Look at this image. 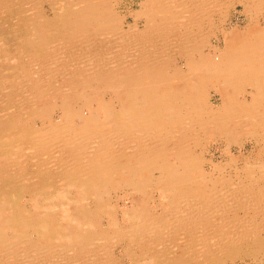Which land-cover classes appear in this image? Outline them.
Wrapping results in <instances>:
<instances>
[{"label": "rangeland", "instance_id": "374dc122", "mask_svg": "<svg viewBox=\"0 0 264 264\" xmlns=\"http://www.w3.org/2000/svg\"><path fill=\"white\" fill-rule=\"evenodd\" d=\"M3 1L4 3H7L9 6L7 7L8 9H6V11L4 10L3 12L0 11V14L2 12V14L0 15V43H1L0 48L2 49L0 51V57L1 56L3 57V59L2 57L0 58L1 59L0 60L1 62L0 63V82H1L0 83V90H1L0 91L1 93L0 94V149H2V151L0 150V158H1L0 166L4 162H6V159L8 161L10 160L11 163H9L8 170L10 174L13 175L14 182L12 181L13 178L11 179L5 178L1 180V182L3 181L4 182L0 184V195H1L0 198H2L0 199V203H1L0 205V229H1L0 240H2L0 242V264H45L46 262L45 260H43L44 263L42 262V258H44V256H43V252L41 251L43 250L45 251L44 255L48 256V259H49L48 264L50 262H52V264H56V262H58L61 257L62 259L65 260V257H67L66 256L67 254H68L67 260L71 259L72 261H74V259L77 258L78 260L76 263H80V264H88V262H90L89 264H91V262H93L92 264L94 263L95 264H107V263L108 264H145V263L150 264V262H152L151 264H157L160 260L161 261L158 264H171V263L172 264H181V263L183 264V262L186 264H264V251H263V248H264V224H263L264 223V178L263 176L264 175H261V173L262 174L264 173L260 172L264 170V145H263L264 141L263 142L261 141L262 134L259 133L260 131H258L257 134L256 133L252 134L251 132H253V130L247 124L248 121L245 120V117L238 116V118L241 121L233 122L231 125L232 129L235 126L234 127L235 130L233 129L234 132H232V129H230L231 130L230 133H217V134L210 133L206 135L205 134L201 135L202 140L199 143L195 144L196 146L192 148L193 158L195 159V162H197V165H196L197 171L191 173V180H193V182L189 183V187H188V184L183 185V187L185 186L184 188L181 187L182 185H178L177 189H178V192L179 193L182 192L180 194H183V195H186V193L190 194L192 192L193 194H199L198 195L199 199L204 200L205 205H207V207L209 208V210H207L205 213L204 212H189L185 208H183V210L185 211L184 214H183L184 211H182V213L181 211L178 212L179 214L177 213V215H175V213L173 212H170L167 202L165 201L170 198L169 196L170 191H163L160 188L157 189L155 182L150 183L142 192L131 191L123 184L114 185L115 183L114 182L113 185L110 184L112 186H110L108 190H105L102 192L103 196L101 197L102 198L101 202H98L96 198H94L95 196L90 191L86 192V194L88 193L86 196L84 197L81 196V193H79L76 190V188H69V187H64V186L68 178L73 181L72 183L74 184L77 183V181H75L77 177L75 176L73 177L72 175H70V172H72V169L71 168L69 169L71 162L84 159L86 155H89V153L87 154V152H91L92 149L90 147L94 145L96 146V144L99 143L98 139H93L95 137L92 134H90L91 132L104 131L103 136H106L107 139L108 137L111 139V142L109 143L111 145V148L118 146L120 144L119 146L120 147L122 146L125 152L129 150H133L132 145L136 144V142L133 143V142H130V140L129 141L126 140L127 135L125 134V132H123V127L121 126L113 127L112 125H109L108 123H106V124H101L102 126L100 125V127L99 128L97 127L96 129H94L93 127L85 128L83 126V123L80 121L82 119L78 117L67 119L65 115L66 110L67 111L70 110L72 112H76V111L80 112L82 114V118L87 117L89 114L93 112L97 113L98 106L95 100L96 99L95 92L98 90V88L101 92L100 96L103 98L105 102L111 105L113 111L118 112L120 110L119 109L120 105L118 103V100L114 98L112 89L109 88L107 84L103 85V84L92 82L89 86L87 85L86 87V85H84L80 80L81 77L83 76L87 77V75H89L93 71L98 74L99 72H96L98 71V68H99V71H102V69L99 67L100 64L98 63L100 60L106 57L105 56L106 55L105 54L106 45L104 44L100 45L99 43H97V41L94 42L96 40L95 39L93 41L94 43L92 42L91 46L88 48L89 55L91 56L93 54L92 57H90L91 59L94 58L92 59L93 62L90 60H85V61L83 60V62L81 61V63L79 64L76 57L79 58L81 54V58H82L83 55L80 50L78 39H71L67 36L68 29L64 24V23H67L68 21L67 18H69V15H73L74 13L77 12L78 0H21L22 3L24 1L25 5L29 4L27 3L29 1H32L33 3L36 2L37 5H39L38 8H40V10H37L38 9L37 7L36 9L28 10L26 6L24 7V5H18V0H0L1 3ZM50 1H52V4ZM141 1L142 0H118L119 6L117 7V10H119V14L122 16V18L124 17V22H126L127 24L134 23V16H131V15L133 13H136L135 11L139 9V2ZM238 1L237 0H220L218 2L210 3L211 6L210 5L207 6L208 8L207 10L210 11V13L207 15L208 16L207 18L205 17L206 20L203 23V27L205 28L202 30L203 34L205 35L204 36V40L206 42L205 44L208 45V47L205 49V52L208 51L210 46L215 49L221 48V47L223 48L227 39L231 38L236 33H242L243 31H248L254 26L255 21L260 20V23H264V11H263L264 7H253L252 9L251 8L248 9L249 11L246 12L244 9V6L240 4ZM54 2L56 4H54ZM219 5H222V6L219 7ZM193 8L194 7L192 8L190 7L191 14L190 16L186 17V19L188 20L187 23H189L190 21L192 22L193 20L196 22L200 21L199 23H201V20H203L204 15L202 13L197 12L196 8L194 9ZM38 12H40L41 14L43 13L42 14L43 19L46 20V24L43 29L44 25L40 24L41 18L37 19V23L39 24L37 26L38 27L37 29L39 30V32H41V30L42 31L44 30L43 35H46L45 36L46 37L45 40L47 41L46 45L41 43L39 39V35L36 33L37 31L34 32L32 29V26L30 25L29 27L28 25V21H30L29 19H31V16L35 17L38 14ZM252 19H254L255 21H253ZM50 43L51 45H49ZM2 44H4V46H2ZM49 46L50 47L52 46V47L50 48ZM14 47L16 48L15 51H14L15 49ZM19 47H21V50H17L19 49ZM59 49H61L60 52H58ZM63 49L65 52H62ZM6 51L9 53H7ZM20 51H21V54H20ZM196 55H199V53ZM4 56L6 57V59H4ZM64 56H67V57H64ZM170 56L171 58L173 57L172 54H170ZM9 57H12V58H9ZM54 57H55V60H54ZM9 59L12 61H10ZM2 60L4 61L5 64L2 62ZM39 60L41 61V63ZM9 61L10 63H8ZM15 61L16 62L19 61V62L16 63ZM94 63H97V64L94 65ZM50 64L52 65L50 66ZM79 65H81L82 67H80ZM13 66H15L16 68ZM92 66L94 70L91 69ZM34 71L37 73H35ZM30 72L32 73V75ZM22 75H25V76H23L22 78ZM99 77H101V75H99ZM101 81H102L101 79H98V82H101ZM25 82H28V83L31 82L30 84L32 86ZM34 87L35 88L37 87L36 88L37 90L34 89ZM83 89H86V90H83ZM87 91L89 92L87 93ZM213 91L214 90L212 88L203 89L202 96H203V103L205 107H209V106L211 108L218 107L219 103H218L217 97L213 96L214 94ZM233 98L239 104H243L245 100V91L238 92L237 95L234 96ZM247 107L249 108V106ZM248 111H251V110H248ZM119 116L120 115L116 113V120L119 119ZM159 120L160 119L156 117L153 122L159 123ZM103 121H104V118L101 117V123ZM180 122H184V120H181ZM180 122L169 123L167 124V127L170 130L172 129V130L177 131L179 130L178 125ZM185 122H187V120ZM138 125L143 127L144 125L143 121L141 120ZM250 129H251V132H249ZM54 130L56 131L55 133H53ZM259 134L261 136H259ZM251 135H253V137ZM257 136L259 140L257 139ZM45 137H53V138L51 139L52 142L48 141L50 143L46 145V148H43L45 146H42L39 140H42ZM56 138H59L58 142L56 141ZM62 140L63 142H61ZM85 146L89 149H87ZM126 149H129V150H126ZM64 154L65 155L67 154V156H65ZM77 156L78 158H76ZM165 157L168 158L166 160L169 161L170 163H176V159L172 155L169 154L168 156H165ZM123 158L116 159L115 161L116 164L112 166L114 167V171L117 169V167L120 168V163L125 162V159ZM74 159H77V160H74ZM60 161L65 162L64 163L65 166L61 167L62 169L60 168V166L56 165L57 162H60ZM12 162L14 163L16 162V163L12 165ZM39 163H44L43 165H45L43 166V172H41V170L37 166ZM246 164H249V165H246ZM57 168L59 169V173H58ZM196 168L194 166V169ZM108 170L112 172L113 168H109ZM250 172L251 174H249ZM157 174L158 173L155 172V177H157ZM245 174L249 178L246 179V176H244ZM259 174L262 177H260L259 180H257L258 179L257 176H260ZM120 175L121 173L118 174L115 171V173H113L111 176H112V179H115V181L117 182L118 180L117 177H119ZM64 176L65 178H63ZM253 178H257L256 179L257 181L254 184H253V181H254ZM210 179H213V181L210 182L209 181ZM250 181L252 182V184ZM242 183L246 185H243ZM232 184L234 185L236 184V185L234 186ZM231 185L233 186V188ZM190 186L192 187L190 188ZM221 187L222 188L224 187L223 188L224 190ZM186 188L188 189L186 190ZM4 189L6 190V192L4 191ZM236 193L238 194L236 195ZM213 196L215 197L212 198ZM136 197L143 198L144 206H145L144 208L150 212V214L153 216V218H155V220L158 219V222H159L158 224L162 223L163 226H161L160 228H156L155 231L154 230L147 231L146 234L149 237L143 233H140L139 235L137 233L136 235L139 236L140 240L136 236L134 238V242L136 243L134 244L132 243L133 244L131 246L132 248L130 247L131 244L126 245L127 246L126 248H124L125 245H121V244L118 245V243L115 246L114 245L115 242L113 243V241L117 240L115 239V237L117 238L118 234L116 236L114 235L116 233L114 228L116 227L117 229L119 227L118 229H121L129 225L132 219L131 217L132 213L134 212V209L136 206L135 204L132 203V199L137 200ZM216 198H219V199H216ZM9 201L10 202L12 201L11 202L12 204L8 203ZM160 201H162L163 203ZM210 201L212 204L209 203ZM216 202L217 204H215ZM233 202L235 204H233ZM7 203L8 205H6ZM255 205L258 207H256ZM21 206L23 207V209ZM212 206L214 208H212ZM219 207H220V210H219ZM20 209H22L23 211L22 210L19 211ZM82 212L84 216L88 217V219L83 218L84 216ZM187 214L191 216H188ZM244 214H245L244 217L247 220L243 217ZM23 215L25 216L26 219L24 218ZM72 216L75 219L76 217L77 218L82 217L83 219L80 218L82 222L76 223L75 219ZM157 217H159L160 219ZM217 218L219 219V221L217 220ZM16 219L18 221L14 222L16 221ZM163 219L167 221L163 222ZM184 220L185 221L187 220V221L185 222ZM92 221H93V224H92ZM67 222L70 224H68ZM8 223H10V225H7ZM65 223L67 226H65ZM81 224L82 225L84 224V225L81 226ZM10 226H13V227H10ZM100 226H101V229H99ZM91 228L98 229L102 233V234L100 233L101 236L100 235L92 236L93 238L95 237L93 240V238L89 237L91 234L88 233L86 235L87 238L84 239L85 236H83V232H85L86 230L90 231L92 230ZM50 229L53 233L50 232ZM77 229L81 231L79 230L77 231ZM225 230H226V233H225ZM72 231L73 233L74 232H77V233H75L76 238H75V241L73 242L74 245L71 246V243L69 241H66L67 240L66 233L72 232ZM17 234H21V235L23 234L24 236L23 235L20 236ZM109 234L114 235L113 237L114 240H111L113 238L112 236H108ZM106 235L108 237H111V239L110 238L106 239L107 237ZM142 235H145L146 238ZM104 239L106 240L107 243L110 240L109 244H107L106 242H104L105 244L101 243V241L102 242L105 241ZM211 239L212 241L213 240L214 241L212 242ZM230 239H232L234 243ZM97 240L98 242H96ZM111 241L113 243V244L111 243L112 247L113 245L115 246L113 247L114 250L111 246H109L111 245L110 244ZM147 241L150 242L148 245L146 243ZM83 242L84 244L82 245L81 243ZM63 243L67 244V246H65V244ZM93 243L95 247L93 246ZM211 243H213L214 245ZM248 243H250V245ZM80 245H82L85 250H88V252H82L81 249H83V247ZM135 245L136 247H134ZM259 245L261 247H259ZM105 246L108 248L105 249ZM212 246H215V247H212ZM240 246L241 247L243 246V247L241 248ZM90 247L92 249H90ZM96 247L98 248L97 251H96L97 249ZM202 247H204V249ZM234 247L236 249H234ZM214 248L218 249L220 253L216 251V249ZM261 248L263 252L261 251ZM102 249L103 250L105 249V251H103ZM209 249L213 250L214 252ZM223 249H225L226 251H224ZM127 250H129V252H127ZM249 250L251 252H249ZM36 251L41 252L40 253L41 257H37L36 261H32V257ZM98 251H100L101 253ZM176 251H179V252L177 253ZM223 251L224 253H222ZM77 253H78V256H77ZM94 253L97 255L94 256ZM170 253H172L173 255ZM198 253L200 257L202 256L201 258L198 255H196ZM211 253H212V256H211ZM233 253H235L236 255L237 253H239L237 255V257L239 258H236V255H233ZM101 254L103 257L101 256ZM143 254L148 255V256H145ZM151 254H152V257H150ZM205 255H208V256H205ZM250 255L252 256V258L250 257ZM91 256H94V257H91ZM174 256L175 258H173ZM222 256H225V257L223 258ZM140 257L143 258V261L141 260ZM256 257L257 258L259 257V258L257 259ZM153 258L154 259L157 258V259L154 260ZM192 258L193 259L196 258V259L193 260ZM176 262H179V263H176ZM68 263L69 262L67 261V263L65 264H68ZM57 264H60V262H58Z\"/></svg>", "mask_w": 264, "mask_h": 264}, {"label": "bare ground", "instance_id": "6f19581e", "mask_svg": "<svg viewBox=\"0 0 264 264\" xmlns=\"http://www.w3.org/2000/svg\"><path fill=\"white\" fill-rule=\"evenodd\" d=\"M218 1H220V0H142L141 2H139V9L137 11H135L136 13H133L131 15V16H134V23L133 24H127L126 22H124V17L122 18V16L119 14V10H117V7L119 6L118 0H78V2L76 1L77 5H78L77 12L74 13L73 15H69V18H67L68 19L67 23H64V24L68 29L67 36L71 39H78L80 50H81L82 55H83L82 58H81V54H80L79 58L76 57L79 64L81 63V61L83 62V60L84 61L85 60L92 61V59H94V58H92V59L90 58V57H92L93 54L91 56L89 55L88 48L91 46V43L95 39L96 40L94 42L97 41V43H99L100 45L101 44L106 45V50H105V52H106L105 56L106 57H104L98 63V64H100L99 67L102 69V71H99V68L96 66L98 68V71H96V72H99L100 74L99 73L97 74L93 71L94 73L93 72L90 73L89 75H87V77H84V76L81 77L80 76L81 77L80 80L84 85H86V87H87V85L89 86L92 82L98 83V84H103V85L107 84V86L112 89V93H113L114 98H116V100H118V103L120 105V108H119L120 110L118 112L113 111L111 105L109 103L105 102L103 100V98L100 96L101 92L98 88V90L96 89L97 91L96 92L94 91V92H95V96H96L95 100L97 102L99 113L93 112V113L89 114L87 117L82 118V114L80 112H77V111L72 112L68 109L69 111L66 110L65 115H66L67 119L73 118V117H78V118L82 119L80 121L83 123V126L85 128L86 127L87 128L93 127L94 129H96L97 127L99 128L101 124H106V123H108L109 125H112L113 127L121 126V127H123V132H125V134L127 135L126 140H128V141L130 140V142H133V143L136 142V144L132 145L133 150L126 149L129 151L125 152L124 148L122 146L121 147L119 146L120 144L118 146L111 148V145L109 144L111 142V139L109 137L107 139L106 136H103L104 131H101V132L93 131V132H91L90 134H92L95 137L93 139H98L99 143H97L96 146L94 145V146L90 147L92 150H91V152H87V154L89 153V155H86L84 157V159H81V160L74 159L77 161L71 162L69 169L71 168L72 172H70V175H72L73 177L74 176L77 177L75 180V181H77V183H75V184L72 183L73 181L68 178L64 187L76 188V190L79 193H81V196H83V197L88 194V193L86 194V192L90 191L95 196L94 198H96V200L98 202H101L102 201L101 197L103 196L102 192L105 190H108L109 187L112 186L114 182H115L114 185L123 184L129 190L135 191V192H142L150 183L155 182L157 189L160 188L163 191H170V195H169L170 198L168 200H165V201L167 202V205L170 209V212L175 213V215H177V213L180 211L182 213V211H184L183 208L187 209V211H189V212H204L205 213L207 210H209L207 205H205L204 200L199 199V196H198L199 194H193V192L190 194H187L185 192L186 195H183V194H180L182 192L179 193L178 189H177L178 185H182L181 187H183V185L188 184V187H189V183L193 182V180H191V173L197 171V168H196L197 162H195V159L193 158V154H192L193 149L192 148L194 146H196L195 144L199 143L202 140L201 135H204V134L206 135V134H210V133H212V134L230 133V131H231L230 129H232L231 128L232 123L241 121L238 118V116H244L245 120L248 121L247 124L252 128L254 133L251 132V129H250V131L249 130L248 131L251 132L252 134H255V133L257 134V132L260 131L259 133H261L262 136L260 134H259V136H261V138H262L261 141L262 142L264 141L263 140L264 139V26H263L264 23H260V20L255 21L254 19H252L253 21H255V23L251 29H249L248 31H243L242 33L234 34L231 38L227 39L223 48L221 47V48L215 49V48H212L210 46L211 48L209 47L208 51L205 52V49L208 47V45L205 44L206 43L204 40L205 35L203 34L202 30L205 28V27H203V23L206 20L205 17L207 18L208 17L207 15L210 13V11L207 10L208 9L207 6H209L210 3H212V2H218ZM50 2L52 4V1H50ZM238 2L244 6V9L246 12L249 11L248 9H250V8L252 9L253 7H264V0H239ZM27 3H29V4L25 5L24 1L22 3L21 0H18V5H24V7L26 6V8L28 10H31V9L33 10V9H36V7L37 8L39 7V5H37L36 2L33 3L32 1H29ZM54 4H56V3L54 2ZM222 5H219V7ZM8 6L9 5L7 3H4V1L2 3L0 2V8H1L0 11H2V12H3V10L6 11V9H8L7 8ZM190 7L196 8L197 12L202 13L204 15L203 16L204 18L202 17L203 20H201V23H199L200 21L196 22L194 20L192 22L190 21L189 23H187L188 20L186 19V17L190 16V14H191L190 13L191 12ZM37 10H40V8H38ZM59 11H61V10H59ZM2 12H1V14H2ZM42 14L40 12H38V14L36 16L34 14L35 17L31 16V19H29L30 21H28V25H29V27H30V25L32 26V29L34 32L37 31L36 33L39 35V39H40L41 43L46 45V42H47L45 40L46 35H43L44 30L43 31L41 30V32H39V30L37 29L38 28L37 26L39 25L37 23L38 18H41V23L40 22L39 23L44 25V26L42 25L43 29L45 27L46 20L43 19ZM53 16H55V15H53ZM252 31H253V33H252ZM53 32H54V30H53ZM21 33H22V31H21ZM52 44H53V42H52ZM35 45H37V44H35ZM49 45H51V43ZM61 45H62V43H61ZM2 46H4V44H2ZM1 50L2 49L0 48V51ZM15 50H16V48L14 49V51ZM17 50H21V47H19V49H17ZM60 50L61 49H59L58 52H60ZM62 52H65L64 49ZM72 52H73V50H72ZM7 53H9V52H7ZM198 53H199V55H196ZM20 54H21V51H20ZM170 54L173 55L172 58H171ZM22 55H23V53H22ZM56 55H57V53H56ZM12 57H9V58H12ZM48 57H50V56H48ZM57 57H58V55H57ZM64 57H67V56H64ZM2 59H3V57H2ZM4 59H6L5 56H4ZM13 60H15V59H13ZM54 60H55V57H54ZM10 61H12V60H10ZM10 61L8 63H10ZM2 62L4 63L3 60H2ZM17 62H19V61H17ZM40 63H41V61H40ZM13 64H14V62H13ZM95 64H97V63H94V65ZM51 65L52 64H50V66ZM15 66H16V64H15ZM15 66H13V67H15ZM79 66L82 67L81 65H79ZM93 66L91 69L94 70ZM18 67H17V69H18ZM89 67H91V66H89ZM77 68H79V67H77ZM67 69H69V68H67ZM80 69H82V68H80ZM31 71H32V69H31ZM27 72H29V71H27ZM35 73H37V72H35ZM74 73H76V72H74ZM31 75H32V73H31ZM99 75H101V77H99ZM23 76H25V75H22V78H23ZM35 76H37V75H35ZM17 77H18V75H17ZM98 79H101L102 81L98 82ZM28 82H25V83H28ZM30 83H28V84H30ZM21 85H22V83H21ZM36 88L34 87V89H36ZM204 88H212L214 90L213 96L217 97V100L219 103L217 108H213V107L211 108L210 106L209 107L204 106L203 96H202L203 95L202 92H203ZM83 90H86V89H83ZM80 91H82V90H80ZM242 91H245V100H244L243 104H239L233 97L236 96L238 92H242ZM88 92L89 91H87V93ZM33 93H34V91H33ZM31 95H32V93H31ZM71 100H70V102H71ZM28 105H30V104H28ZM116 106H117V104H116ZM247 106H249V108ZM248 110H251V111H248ZM116 113L118 115H120L118 120H116ZM45 114H46V112H45ZM101 117L104 118V121L102 123H101ZM156 117L158 119H160L159 123L153 122ZM140 119L144 123L143 127L138 125L139 122L141 121ZM181 120H184V122H180ZM186 120H187V122H185ZM176 122H180L178 125L179 130H177V131L172 130V129L170 130L167 127V124L176 123ZM62 123H63V121H62ZM249 126H248V128H249ZM234 127H233V129H234ZM233 129H232V132H234V130H235V129L234 130ZM55 132L56 131L54 130L53 133H55ZM68 134H70V133H68ZM62 135H64V134H62ZM227 135H229V134H227ZM251 136L253 137V135H251ZM53 137H45L42 140H39L40 143L42 144V146H45L43 148H46V145H48V143H50L48 141H51V139ZM257 139L259 140L258 136H257ZM56 141L58 142L59 138H56ZM261 141H259V142H261ZM61 142H63V140ZM256 142H258V141H256ZM112 143H114V142H112ZM54 145H56V144H54ZM60 147H62V146H60ZM127 148H129V147H127ZM87 149H89V148H87ZM0 150L2 151V149H0ZM169 154L172 155L176 159V163H170L169 161L166 160L168 158H166L165 156H168ZM65 156H67V154ZM7 157H9V156H7ZM76 158H78V156ZM121 158L125 159V162L120 163V168L117 167V169L115 170L116 173H118V174L121 173V175L119 177H117L118 180L116 182L115 179H112V176H111L113 173H115L114 167H112V166H114L116 164V162H115L116 159H121ZM195 158H196V156H195ZM61 161L57 162V164H56V165L60 166V168L62 166H65L64 165L65 162H61ZM9 163H11L10 160L8 161L6 159V162L1 164V166H0V184L4 182V181L1 182V180L5 179V178H10V179L13 178L12 181L14 182V177L12 174H10V172L8 170ZM15 163L12 162V165ZM43 164L44 163H39L37 165L39 167V169L41 170V172H43V166H45ZM66 165H68V164H66ZM246 165H249V164H246ZM194 166L196 169H194ZM254 166H255V164H254ZM109 168H113L112 172L110 170H108ZM63 170H61V171H63ZM155 172L159 174V175L157 174V177H155ZM244 172H245V170H244ZM260 172L264 173V170H262ZM58 173H59V169H58ZM36 174H37V172H36ZM246 174L244 176H246ZM249 174H251V172ZM261 175H264V174L261 173ZM261 175L257 176L258 179L253 178L254 179L253 184L257 180H259L260 177H262ZM251 177H253V176H251ZM63 178H65V176ZM247 178H249V177L246 176V179ZM263 178H264V176H263ZM26 179H27V177H26ZM200 180H201V178H200ZM209 181L212 182L213 179H210ZM250 182H249V184H250ZM110 184H112V185H110ZM251 184H252V182H251ZM199 185H200V183H199ZM232 185H234V184H232ZM238 185H239V183H238ZM243 185H246V184H243ZM41 186H42V184H41ZM46 186H48V185H46ZM228 186H230V185H228ZM191 187L192 186H190V188ZM202 188H203V186H202ZM232 188H233V186H232ZM187 189L188 188H186V190ZM228 189H229V187H228ZM4 191L6 192L5 189H4ZM46 191H48V190H46ZM67 191H68V189H67ZM219 192H221V191H219ZM131 193H133V192H131ZM237 194L238 193H236V195ZM216 195H218V194H216ZM214 197L215 196H213L212 198H214ZM92 198H90V199H92ZM219 198H216V199H219ZM228 198H229V196H228ZM0 199H2V198H0ZM243 199H245V198H243ZM233 201H235V200H233ZM11 202L9 201L8 203H11ZM81 202H82V200H81ZM160 202H162V201H160ZM8 203L6 205H8ZM132 203L135 204L136 206L134 205L135 209H134V212L132 213L131 221L129 220L130 221L129 225L127 226L125 224L127 227H123L121 229H118L119 227L117 229H116V227L114 228L116 231V233L114 235L116 236L118 234L117 235L118 237L117 238L115 237V239H117V240L113 241V243L115 242V244H114L115 246L118 243V245H120V244L125 245L124 248H126L127 247L126 245H128V244L129 245L131 244L130 245V247H131L134 243H136V242H134V238L137 236V238L139 239L138 235L140 233L147 235L146 234L147 231H149V230L155 231L156 228H160L161 226H163L162 223L158 224L159 223L158 219L155 220V218H153V216L150 214V212L144 208L145 206H144L143 198L139 197V198H137V200L132 199ZM209 203L212 204L211 201ZM215 204H217V202ZM233 204H235V203L233 202ZM0 205H1V203H0ZM256 207H258V206H256ZM212 208H214V207L212 206ZM22 209H23V207H22ZM22 209H20L19 211H21ZM217 210H216V212H217ZM219 210H220V207H219ZM16 211H18V210H16ZM64 212H66V211H64ZM74 212H75V210H74ZM184 213H185V211L183 212V214ZM82 214H83V212H82ZM229 214H230V212H229ZM197 215H198V213H197ZM83 216H84V214H83ZM188 216H191V215H188ZM193 216H195V215H193ZM244 216H245V214L243 215V217ZM209 217H207V218H209ZM24 218H25V216H24ZM80 218H82V217H79V218L76 217V219L74 218L75 222L76 223L82 222V220H80ZM83 218L88 219L87 216H84ZM157 218H159V217H157ZM212 218H214V217H212ZM11 219H12V217H11ZM64 219H65V217H64ZM255 219H257V218H255ZM66 220H68V219H66ZM189 220H191V219H189ZM217 220L219 221L218 218H217ZM17 221L18 220L16 219V221H14V222H17ZM165 221H167V220L163 219V222H165ZM173 222H174V220H173ZM175 222H177V221H175ZM240 222H242V221H240ZM12 223H11V225H12ZM68 224H70V223H68ZM92 224H93V221H92ZM171 224H173V223H171ZM234 224H236V223H234ZM7 225H10V223H8ZM83 225L81 224V226H83ZM86 225H87V223H86ZM65 226H67L66 223H65ZM10 227H13V226H10ZM89 227H90V225H89ZM91 227H92V225H91ZM113 227H111V228H113ZM214 228H216V227H214ZM222 228H223V226H222ZM79 229H77V231ZM83 229H84V227H83ZM99 229H101V226ZM104 230H106V229H104ZM24 231H26V230H24ZM74 231H76V230H74ZM79 231H81V230H79ZM0 232H1V229H0ZM50 232H52L51 229H50ZM75 233H77V232L73 233V231H72V232L66 233V239H67L66 241H69L71 243V246L74 245L73 242L75 241V238H76ZM88 233L91 234L89 237L93 238L92 236L100 235L101 232L96 228H93L90 231L86 230L85 232H83V236H85L84 239L87 238L86 235ZM137 233H138V235H136ZM225 233H226V230H225ZM228 233H229V231H228ZM151 234H153V233H151ZM240 234H241V232H240ZM256 234H258V233H256ZM17 235L22 236L23 234L22 235L17 234ZM114 235L109 234L108 236H112V238H113ZM145 235H142V236L145 237ZM108 236L106 237V239L107 238L111 239V237H108ZM142 236H140V237H142ZM151 236H153V235H151ZM94 238H93V240H94ZM182 239H184V238H182ZM111 240H114V238ZM135 240H137V239H135ZM230 240L232 241V239H230ZM1 241L2 240H0V242ZM109 241L107 243L105 240L103 242L101 241V243L106 242L107 244H109ZM211 241H212V239H211ZM96 242H98V240ZM111 243H112V241L110 242V244ZM123 243H125V244H123ZM146 243L148 245L150 242L147 241ZM179 243H181V242H179ZM227 243H228V241H227ZM63 244H65V243H63ZM81 244L83 245L84 242ZM85 244H86V242H85ZM112 244L109 246L112 247ZM211 244H213V243H211ZM248 244L250 245V243H248ZM44 245H46V244H44ZM82 245H80V246H82ZM114 245H113V247H115ZM202 245H204V244H202ZM4 246H6V245H4ZM65 246H67V244H65ZM76 246H75V248H76ZM91 246H92V244H91ZM93 246H94V243H93ZM102 246H104V245H102ZM33 247H35V246H33ZM134 247H136V245ZM212 247H215V246H212ZM259 247H261V246L259 245ZM106 248H108V247L105 246V249ZM202 248L204 249V247H202ZM209 248H211V247H209ZM90 249H92V248L90 247ZM105 249L104 250L102 249V250L105 251ZM120 249H121V247H120ZM214 249H216V248H214ZM234 249H236V248L234 247ZM67 250H68V248H67ZM97 250H98V248L96 249V251ZM100 250H101V248H100ZM113 250H114V248H113ZM129 250H127V252H129ZM209 250H211V249H209ZM223 250L226 251L225 249H223ZM81 251L82 252H88V250H85L84 247H83V249H81ZM211 251H213V250H211ZM216 251H218V249H216ZM224 251L222 253H224ZM261 251H262V248H261ZM263 251H264V248H263ZM41 252H43V256H44V258H42V262L44 263L43 260H45L46 261L45 264L46 263L48 264V261H49L48 256L44 255V253H45L44 250ZM41 252L36 251L32 257V261H36L37 257H41L40 256ZM98 252H100V251H98ZM176 252L178 253L179 251H176ZM249 252H251V251L249 250ZM181 253H182V251H181ZM212 253H211V256H212ZM258 253H260V252H258ZM170 254H172V253H170ZM238 254L239 253H237V255ZM96 255L97 254L94 253V256H96ZM103 255H104V253H103ZM143 255H145V254H143ZM168 255H167V257H168ZM196 255L199 256V253ZM208 255H205V256H208ZM233 255H236V254L233 253ZM237 255H236V258H239V257H237ZM66 256L68 257V254ZM77 256H78V253H77ZM94 256H91V257H94ZM101 256H102V254H101ZM101 256H100V258H101ZM137 256H139V255H137ZM145 256H148V255H145ZM175 256L173 258H175ZM198 256H197V258H198ZM211 256H209V257H211ZM67 257H65V260L62 259V257H61L58 262H60V264H65L68 261L70 264L71 263L80 264V263H76L78 260L77 258L74 259V261H75L74 262L71 259L67 260ZM150 257H152V254ZM222 257L224 258L225 256H222ZM250 257L252 258L251 255H250ZM89 258H88V260H89ZM140 258H138V259H140ZM155 259H157V258H155ZM195 259H193V260H195ZM104 260H105V258H104ZM141 260L143 261V258H141ZM193 260H191V261H193ZM242 260H243V258H242ZM18 261H20V260H18ZM201 261H202V259H201ZM16 262H17V260H16ZM58 262H56V264ZM85 262H87V261H85ZM211 262H213V261H211ZM257 262H258V260H257ZM89 263L90 262H88V264ZM92 263L93 262H91V264ZM105 263H107V262H105ZM151 263L152 262H150V264ZM176 263H179V262H176ZM213 263H215V262H213ZM49 264H52V262H50ZM183 264H186V263L183 262Z\"/></svg>", "mask_w": 264, "mask_h": 264}]
</instances>
